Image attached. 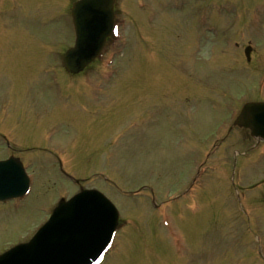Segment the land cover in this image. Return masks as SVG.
<instances>
[{
    "label": "rangeland",
    "instance_id": "obj_1",
    "mask_svg": "<svg viewBox=\"0 0 264 264\" xmlns=\"http://www.w3.org/2000/svg\"><path fill=\"white\" fill-rule=\"evenodd\" d=\"M71 1L0 0V157L21 156L34 180L0 203V251L83 186L120 208L103 264H264V155L246 130L228 133L226 115L264 99V0H119L118 41L87 80L63 69ZM166 243L170 258H159L154 245Z\"/></svg>",
    "mask_w": 264,
    "mask_h": 264
},
{
    "label": "water",
    "instance_id": "obj_2",
    "mask_svg": "<svg viewBox=\"0 0 264 264\" xmlns=\"http://www.w3.org/2000/svg\"><path fill=\"white\" fill-rule=\"evenodd\" d=\"M114 0H78L72 8L76 42L65 55L71 72L82 70L100 52L113 28ZM248 55V48L246 49ZM264 103H249L236 123L249 126L255 136H264ZM261 120V119H260ZM6 168L5 163L0 169ZM21 173L22 170H20ZM7 182L0 181V196L16 195V174L8 169ZM26 180V179H25ZM27 189L24 183L18 191ZM117 221L111 202L95 190H83L67 201H61L50 220L25 244L0 255V264H93L109 245ZM106 241V242H105Z\"/></svg>",
    "mask_w": 264,
    "mask_h": 264
},
{
    "label": "snow or ice",
    "instance_id": "obj_3",
    "mask_svg": "<svg viewBox=\"0 0 264 264\" xmlns=\"http://www.w3.org/2000/svg\"><path fill=\"white\" fill-rule=\"evenodd\" d=\"M106 242V241H105Z\"/></svg>",
    "mask_w": 264,
    "mask_h": 264
}]
</instances>
